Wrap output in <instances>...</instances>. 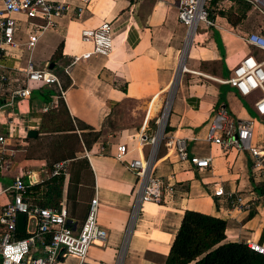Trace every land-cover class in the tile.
<instances>
[{
    "label": "crops",
    "instance_id": "0c3cea01",
    "mask_svg": "<svg viewBox=\"0 0 264 264\" xmlns=\"http://www.w3.org/2000/svg\"><path fill=\"white\" fill-rule=\"evenodd\" d=\"M73 1L83 6L82 15L70 12L59 18L32 52L37 64L47 65L60 77L61 89L41 83L23 98L12 97L14 82L0 87L1 130L8 136L0 145V212L11 200L4 189L16 177L28 180L33 172L39 183L48 177L45 169L66 161L61 202L79 228L91 199L97 197L98 224L107 232L102 244L90 248L89 262L164 264L188 209L225 219V241L264 243V189L253 176L248 151L225 150L207 140L222 106L236 120H252L253 142L264 147V115L253 106L260 91L244 97L224 81L251 52L245 39L249 32L237 30L243 20L233 25L218 7L215 24L195 30L164 124V139L154 145L139 138L158 132L163 120L160 105L165 93H171L188 43L189 27L179 20V0ZM21 17L19 37L27 27ZM104 20L112 22V51L84 57L93 43L83 39V29ZM12 51L7 64L24 67L29 53ZM43 89L51 90L48 99ZM12 118L17 126L9 122ZM32 130L37 135H30ZM170 137L185 139L192 155L211 156L210 166L198 168L179 159L166 146ZM122 143L128 153L120 160L116 154ZM151 155L155 173L165 183L164 199L138 206L137 176L128 163ZM215 184L223 185L226 194L215 195ZM230 192L259 199L249 210H238L230 205ZM68 262L77 264L75 259Z\"/></svg>",
    "mask_w": 264,
    "mask_h": 264
},
{
    "label": "built area",
    "instance_id": "2783aa9c",
    "mask_svg": "<svg viewBox=\"0 0 264 264\" xmlns=\"http://www.w3.org/2000/svg\"><path fill=\"white\" fill-rule=\"evenodd\" d=\"M85 3L88 0H81ZM212 0H179V20L189 27L193 35L200 22L210 26L215 24L211 17ZM264 6V0H246ZM231 0H225L219 8L230 5ZM83 6L73 0H0V87L6 83L17 84L12 89V97H30L33 88L38 84H56L62 87L60 77L47 65L37 64L32 57L40 36L49 28L55 27L59 18L72 12L74 16L82 15ZM27 23L23 37H19L22 27V17ZM189 33V35H190ZM85 41L93 43V50L84 53L108 55L113 49L112 22L104 20L95 28H85L82 31ZM245 39L251 48L234 67L230 77L224 81L234 86L239 93L248 97L256 91L260 94L255 98L253 106L259 115H264V34L251 31ZM12 49L28 52L24 67L7 64L6 58L12 55ZM20 53V52H18ZM22 57L18 54L17 60ZM70 66V65H69ZM69 66L65 71L69 73ZM19 71L20 75L13 76ZM163 119V116H162ZM161 119V120H162ZM160 120V122H161ZM12 118L9 121L17 126ZM0 145L7 141V134L1 130ZM19 133H21L20 126ZM23 135V133L21 134ZM164 125L160 124L157 133L152 136L142 134L140 140L152 144L164 139ZM254 123L249 119L236 120L230 116L225 107L220 106L210 125L207 140L219 145L222 149H238L248 151L252 159V173L255 179L263 184L264 189V147L253 142ZM170 152L173 150L181 160H187L198 168H207L211 164V156L192 155L188 151L187 141L183 138L170 137L166 142ZM125 143L118 146L117 158L122 160L127 155ZM66 161L55 163L44 172L48 177L67 174ZM130 168L137 176L136 189L138 206L145 201L161 202L164 199L165 183L161 176L155 173L152 155L148 158H135L129 161ZM46 177V178H48ZM38 181V176L28 173V180L18 176L4 190L11 196L0 212V264H64L66 259H75L77 264H102L88 261L92 245L103 243L107 232L98 224L99 200L91 199L85 220L78 228L69 215L64 202L59 206H40L33 204L27 192L30 185ZM215 195H225L221 184H215ZM230 205L238 210H249L259 197L247 199L237 193L227 194ZM25 214L26 232L24 237H18V215ZM31 224V226H30ZM247 245L254 251L264 254V243L248 239Z\"/></svg>",
    "mask_w": 264,
    "mask_h": 264
},
{
    "label": "trees",
    "instance_id": "16d2710c",
    "mask_svg": "<svg viewBox=\"0 0 264 264\" xmlns=\"http://www.w3.org/2000/svg\"><path fill=\"white\" fill-rule=\"evenodd\" d=\"M224 1H211L212 18L216 8ZM250 9L251 3L246 0H231L230 5L218 11L237 25L245 19ZM42 94L48 99L51 90L43 89ZM65 178L66 175L62 173L30 185L28 198L36 205L59 206ZM226 228L227 221L223 218L193 209L186 210L164 264H264V254L252 250L247 243L225 241ZM26 235V231L17 232L18 237Z\"/></svg>",
    "mask_w": 264,
    "mask_h": 264
},
{
    "label": "rangeland",
    "instance_id": "374dc122",
    "mask_svg": "<svg viewBox=\"0 0 264 264\" xmlns=\"http://www.w3.org/2000/svg\"><path fill=\"white\" fill-rule=\"evenodd\" d=\"M242 22H243V25H241L239 27V29H237L239 32L242 31V33L244 34L246 32H250V31H260L263 33L264 32V6L263 5L259 6L258 3L252 2L251 3V9L247 13V16L245 17V19ZM204 24H205L204 22H200L198 29L200 27H202ZM250 51H251V49H250ZM169 96H170V91L165 93L164 99L162 100V103L160 105L161 106L160 107L161 119H162V115L164 114V110L166 108ZM227 112L229 113L228 110H227ZM234 118L236 119V117H234ZM98 214H99V209H98ZM92 247L93 246H91V248ZM90 251H91V249H90ZM90 251H89V255H90ZM68 261H69V259L67 258L65 261V264H69ZM118 262H120V260H118ZM93 263H96V261H94Z\"/></svg>",
    "mask_w": 264,
    "mask_h": 264
},
{
    "label": "water",
    "instance_id": "95a60500",
    "mask_svg": "<svg viewBox=\"0 0 264 264\" xmlns=\"http://www.w3.org/2000/svg\"><path fill=\"white\" fill-rule=\"evenodd\" d=\"M188 45H189V43H187L185 48H184L183 55L181 57V60H180V63H179V66H178V69H177V72H176V76H175L174 82H173L172 87H171V93H170V96H169V99H168V102H170L169 109H168V114H169V110H170V107H171L172 98H173V96H174V94L176 92L180 77L182 75V72L186 69L185 63H186V52L188 50ZM50 66L52 67V65H50ZM168 102H167V105H168ZM168 114H167V116H168ZM163 118H164V114H163ZM166 119H167V117H166ZM165 122H166V120H165ZM29 134L30 135H32V134L33 135H37V131H34V130L29 131ZM18 229L20 231H22V232H24L26 230V218H25V214L24 213H20L18 215Z\"/></svg>",
    "mask_w": 264,
    "mask_h": 264
},
{
    "label": "bare ground",
    "instance_id": "6f19581e",
    "mask_svg": "<svg viewBox=\"0 0 264 264\" xmlns=\"http://www.w3.org/2000/svg\"><path fill=\"white\" fill-rule=\"evenodd\" d=\"M189 33H190V31H189ZM191 39H192V34L190 33V35L188 34V40H187V42L190 43L191 42ZM169 105H170V102H168V105L166 106L165 113H164V118L162 120V126L165 123V120H166V117H167V114H168ZM97 243L100 244L99 241H97Z\"/></svg>",
    "mask_w": 264,
    "mask_h": 264
}]
</instances>
